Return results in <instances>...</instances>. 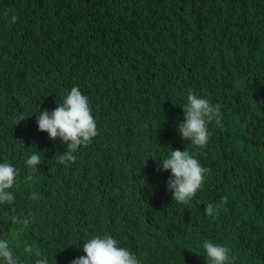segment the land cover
Masks as SVG:
<instances>
[{
    "label": "trees",
    "instance_id": "obj_1",
    "mask_svg": "<svg viewBox=\"0 0 264 264\" xmlns=\"http://www.w3.org/2000/svg\"><path fill=\"white\" fill-rule=\"evenodd\" d=\"M73 86L98 133L62 162L36 116ZM189 90L219 106L203 147L177 131ZM170 149L208 170L187 204L157 170ZM0 162L18 169L0 238L20 264H71L106 233L140 264H206L205 239L264 264V0H0Z\"/></svg>",
    "mask_w": 264,
    "mask_h": 264
},
{
    "label": "clouds",
    "instance_id": "obj_2",
    "mask_svg": "<svg viewBox=\"0 0 264 264\" xmlns=\"http://www.w3.org/2000/svg\"><path fill=\"white\" fill-rule=\"evenodd\" d=\"M17 17L12 15L9 21L14 23ZM184 119L177 124V131L185 141L197 147H203L209 140L208 124L219 115V106L212 105L203 96L194 94L189 90L186 103L181 107ZM21 116L19 120L23 119ZM37 129L46 132L52 140L59 138L66 150L60 155V160L73 161L74 153L81 146L90 143L97 136V124L89 104L88 97L73 86L51 112L39 111L36 116ZM36 150L27 156L24 163L29 173H35L41 164ZM158 171L167 170L169 177L166 190L172 194L173 201L187 204L202 188L205 173L195 155L188 150H172L158 159ZM18 175V169L7 162H0V204L11 203L14 200L13 188ZM31 178V175L29 176ZM226 197H220L217 205L208 204L204 211L214 214L216 208L222 207ZM202 249L206 264H233L230 249L222 244L205 239ZM27 251V250H26ZM84 255L73 258L71 264H140L137 255L128 248L120 246L109 234L93 235L82 244ZM0 264H20L19 258L14 254L7 239L0 238ZM33 264H49L47 256L36 252Z\"/></svg>",
    "mask_w": 264,
    "mask_h": 264
}]
</instances>
